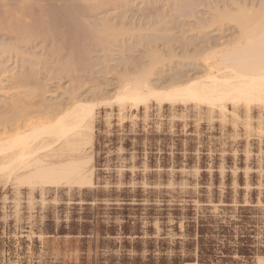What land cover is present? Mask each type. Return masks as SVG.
Instances as JSON below:
<instances>
[{
	"label": "rangeland",
	"instance_id": "1",
	"mask_svg": "<svg viewBox=\"0 0 264 264\" xmlns=\"http://www.w3.org/2000/svg\"><path fill=\"white\" fill-rule=\"evenodd\" d=\"M153 1L156 0H149L150 3L134 0L128 7L124 3L125 6L111 9L108 14L101 13L99 18L106 14L117 22L133 19L136 25L144 24L145 30H136L131 37L126 35V40L123 37L111 40L106 49L87 41L85 49V45L82 47L85 53L78 56L86 60H79L77 55L69 57L67 50L66 54L61 53V58L54 56L53 51L45 52L52 43L43 45L40 40L23 47L34 57L31 54L9 55L0 50V106L4 105L5 109L12 104L11 96L23 91L22 95L28 94L32 103L42 104V107L37 104L31 115L32 120L41 121L46 115L44 112L51 110L48 106L71 101L69 95L81 97L86 102L101 100L97 103L101 105L103 99L113 95L120 74L127 66L135 69L149 60L148 51L153 45L168 55L173 53L174 47L176 53L183 54L182 58L176 55L157 65L151 75L153 82L166 77L165 82L179 68L183 73L201 71V66L190 70L193 66L191 60L184 57L186 50L192 53L193 46L204 44L202 41L206 39L209 43L229 41L237 31L227 21L222 27H207L202 33L191 31L196 21L212 20L217 5L224 7L230 3L228 6L232 7L234 1H248L250 6H258L261 2ZM151 5L161 12L160 16L159 12L146 13ZM172 25L175 34L168 29L172 37L168 31L158 30ZM178 26L184 28L183 32L176 28ZM179 30L181 33H176ZM173 35L179 37L175 36L174 43L169 39L174 38ZM187 38L195 41L187 45L188 48ZM133 41L136 43L128 51L126 47ZM120 44H125L127 51L121 49ZM182 44L186 50L180 47ZM44 46L49 47L42 50ZM65 57L71 59V63L75 58L73 64L65 65L68 70L59 63H65L68 60ZM19 71H30L31 78L35 76L28 86L12 89L11 75ZM31 85L44 88L39 95L37 91L44 101L35 97L39 88ZM262 106L253 105L245 116L239 117V114L234 116L229 107L225 111L216 108L210 112L207 107L193 104L175 109H145L143 105L133 107L131 103L116 101L114 106L108 104L104 115L111 117V121L97 125L93 146L87 151L93 156L91 184L94 187H55L37 183L30 195L19 199L15 195H0V264H54L55 261L64 264L65 260L72 264L73 256L63 253L61 245L70 246L72 252L80 253L77 260L90 264H184L192 261L259 264L264 258ZM10 115L12 112L7 116ZM4 181L0 179V193L4 192Z\"/></svg>",
	"mask_w": 264,
	"mask_h": 264
},
{
	"label": "bare ground",
	"instance_id": "2",
	"mask_svg": "<svg viewBox=\"0 0 264 264\" xmlns=\"http://www.w3.org/2000/svg\"><path fill=\"white\" fill-rule=\"evenodd\" d=\"M132 1L134 2V0H123L122 3L114 7L81 8L69 6L70 4H77L78 0H0V50L4 51L3 53H9V55L16 53L17 55L20 54V56L23 54L29 56L31 53L27 52L28 50L26 49L24 50L23 47L29 45L31 41L40 40L43 45L44 43L47 44V42L52 43V45L48 43L50 46H47V48L49 47L48 49L45 48L46 45L42 48V50L47 49L45 52L50 51L49 53H51L53 51L51 54H54V56L56 54L60 58L61 53H67V55H70L69 57L77 55V58L80 60L81 58L78 57L79 53H85L82 47L87 41L101 45L103 49H106V47L111 45L108 43L111 42V40H113V42L118 39L122 40L121 37L124 38L126 35L131 37L134 36V33L145 30L144 24L136 25L133 19H130L132 21L129 20L128 22L123 20L121 23L120 21H112L106 14L103 17L101 16V18L98 17L101 13L108 14L109 10H115L121 5H124V3L126 6L131 5ZM156 1H153V3ZM147 3H150L149 0ZM262 3H264V0H261L258 6H250L248 1H234L235 6L232 4L234 7H229L228 5L230 3L226 4L224 7L217 5L218 8L212 20L206 21V23L196 21L195 25L192 24L193 26L190 28L191 31L198 30L199 33H202L207 27V29H209V27H222L227 21L235 27L237 34L234 32L235 34H233L235 36L233 38L231 37V40L222 41L220 43H209V40L206 41V39L202 41L203 43L205 42L204 44L199 43L200 45L198 47L194 45V51L189 54L188 52L190 49L186 50L184 48L189 44L192 45L195 41L191 38H189L190 40L187 38L188 41L186 40V46L183 47L184 43L180 47H183V50L187 51L186 54L184 53V57L192 62L191 65L193 68L190 70H193L195 68L194 66H201L202 69L193 74L188 72L183 73V71H179L180 68L177 70L175 69V74L163 82L164 88L166 89L165 100L179 99L184 101L185 105L193 104L199 108L207 107L210 112H213L216 108L225 111L231 101H236L237 103L243 102L247 110H250L253 105H264V7L261 6ZM152 7H149L146 13L158 14V9L154 8L155 6ZM173 9L176 8L174 7ZM146 10L147 8L143 10V12ZM170 10L172 11V9ZM179 12L181 13L182 11ZM184 12L186 13V10ZM146 13L144 12L143 14ZM133 14L136 15V13ZM158 15L160 16L161 12H159ZM170 15L173 16L174 14ZM94 17L96 18L95 20ZM155 23L156 22H154V24ZM140 25H143L144 28ZM176 25H179V23H176ZM176 28L180 30L184 29H181V27L179 28V26ZM146 29H148V27ZM154 29L155 31L157 30V28H153V30ZM168 29L175 34L174 25L167 29L162 27L158 30L169 32ZM180 30L176 33H179ZM170 32L169 35L172 37ZM176 35H173L174 38L169 39L173 41V39H176ZM59 38L62 41H60ZM155 38L156 40L159 39H157V37ZM124 40H126V38H124ZM151 42L148 43L151 44ZM157 42L155 44L156 46ZM167 42L169 43V41ZM134 43L136 42L133 41L126 49L128 51L132 50L131 48H133ZM177 43L178 42H176V44ZM108 44L109 46H107ZM171 45L172 44H170V46ZM120 46L122 47L121 49H125V44H120ZM85 47L86 45L84 49ZM173 47L174 46L171 48ZM161 49L162 48L159 50L154 45L150 47L148 51L149 60H144L138 66L154 65L153 74L157 65L164 62L166 59L172 60L171 58L173 56L179 55L176 53L175 47L173 48L175 53L174 50H172L173 53H169V55L164 53V50L161 51ZM66 50L67 52L64 53ZM125 50L122 51L124 52ZM181 55L183 56V54ZM182 56L179 55L181 58ZM32 57H34V55ZM37 59L40 60V58ZM66 59H68L69 62L68 60L64 61L65 63L59 62L63 64L64 69H67L65 65L68 66L72 61L69 58ZM83 59L82 57L81 60ZM59 60L61 59H58V61ZM74 61L75 58L73 62ZM73 62L71 64H73ZM82 67H84V65H82ZM136 68L131 69L127 66L120 74L118 87L113 95H111L109 99H103L102 101L105 102L110 100L119 102L120 104L131 103L133 105L138 99L146 98V89L140 86L135 76ZM11 76L12 80L10 87L13 89L18 86H20V88L21 86H28V84H31V79H33L35 75H32L33 78H31L30 71H19ZM33 81L32 83H34ZM146 83L147 89L160 91V89L156 88V84L151 79V76L148 77ZM31 86L30 88L32 89L33 86ZM33 88H39L34 95H37V91L39 95V91L44 89L41 85ZM21 92L18 93L16 91L18 94L13 93L14 97L11 96V105H8L5 109L4 105L3 107L0 106V126H3V128L0 129V179H6L8 177L18 179L24 173H27L32 185L39 183L55 187L62 185H76L80 187L91 186L93 178V156L88 155V150L79 157L69 156L67 158H57L55 161H48L47 153L41 151V149H46L48 142L55 138H59L61 134L65 132H68L72 138H77L70 130H86L88 121L85 119V116L90 112V106L97 105V103L99 104L101 100L100 102H89L88 100V102H86L84 99L81 100V97L75 98V95V97L69 95L71 101L67 99L69 102H64L62 104L52 103L53 105L48 106V109L50 107L51 110L49 109L44 112L46 115L43 116V120L34 121L31 115L35 112L33 110L37 108V104H40L38 102L32 103V101L28 99V94L22 95ZM38 95L35 97H39ZM32 97L35 98L34 96ZM41 99L44 101L43 98ZM40 106L42 107V104ZM140 106L142 105L137 104V107ZM10 112H12V116L10 115L9 117L7 115ZM40 113L41 112H39V114ZM93 143L94 134L91 148ZM42 162H46V166L48 167L59 169L58 173L55 175L46 174L42 170ZM184 264L219 263L192 261Z\"/></svg>",
	"mask_w": 264,
	"mask_h": 264
},
{
	"label": "snow or ice",
	"instance_id": "3",
	"mask_svg": "<svg viewBox=\"0 0 264 264\" xmlns=\"http://www.w3.org/2000/svg\"><path fill=\"white\" fill-rule=\"evenodd\" d=\"M123 0H78V3L75 7L81 8H96V7H114L122 3ZM264 7V3L261 5ZM154 65H144L143 67H137L135 70V76L137 77L138 83L144 89H146L145 95L146 98H141L133 104V107H136L137 104L143 105L145 109L151 108H167L172 107L175 109L178 106H185V102L179 99H167L165 100L166 89L163 85V80L166 77H159L154 82L156 88L160 91H152L147 89V79L152 75ZM115 105V101H105L101 105H91L90 112L87 113L85 119L88 121V127L86 130L80 129L76 131L75 129L70 130L74 133L77 138H72L68 132L61 134L59 138H55L52 141L48 142L46 149H41L47 153L48 161H55L57 158H67L79 157L82 156L85 151L90 150L93 142V134L97 131V125L103 126L105 123L111 121V117H106L104 112L108 104ZM228 107L231 109L232 114L235 116L239 114V117L245 116L248 111L243 102L237 103L236 101H231L228 104ZM97 108L99 112H97ZM260 121L261 126L264 128V106L260 109ZM261 147L264 149V134L261 136ZM90 163V161H89ZM42 170L48 175H55L58 173L59 169L46 166V162H42ZM75 174V173H73ZM4 192L0 195H15L18 199L26 195H30V191L33 187L30 179L28 178L27 173H24L18 179H13L8 177L3 183ZM93 187L95 185H92ZM235 218V217H234ZM261 231L264 233V224L261 226ZM43 240V237L41 238ZM264 243V239H262ZM63 253H70L73 256L72 264H90L89 261L77 260L76 257L80 255L79 252H72L70 246L61 245ZM264 251V249H262ZM54 264H60L59 261H55ZM64 264H69L67 260L64 261ZM231 264H247L245 261H232ZM259 264H264V258H262Z\"/></svg>",
	"mask_w": 264,
	"mask_h": 264
}]
</instances>
